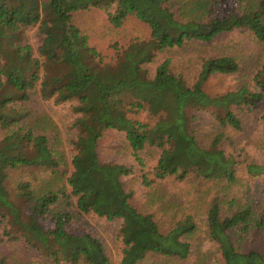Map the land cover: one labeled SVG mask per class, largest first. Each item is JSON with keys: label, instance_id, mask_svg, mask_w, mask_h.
Here are the masks:
<instances>
[{"label": "trees", "instance_id": "trees-1", "mask_svg": "<svg viewBox=\"0 0 264 264\" xmlns=\"http://www.w3.org/2000/svg\"><path fill=\"white\" fill-rule=\"evenodd\" d=\"M91 10L114 29L136 19L149 36L128 42L108 64L80 17ZM231 31L253 36L260 61L244 84L211 92L214 75L241 69L237 56L212 46ZM188 43L209 49L191 70L169 57L156 61ZM33 93L69 104V157L56 124L29 107ZM263 101L264 0H0V264H111L102 239L68 228L72 212L62 205L118 224L119 264H182L202 225L217 245L212 264H264V190L258 198L234 190L241 171L264 179V159L241 160L224 130H240L239 111ZM140 112L152 122L138 120ZM199 112L217 125L207 138L194 126ZM105 130L123 132L153 178L191 180L199 203L159 211L137 202L122 180L133 166L99 156ZM142 180L153 181L145 172Z\"/></svg>", "mask_w": 264, "mask_h": 264}, {"label": "rangeland", "instance_id": "rangeland-1", "mask_svg": "<svg viewBox=\"0 0 264 264\" xmlns=\"http://www.w3.org/2000/svg\"><path fill=\"white\" fill-rule=\"evenodd\" d=\"M80 17L85 18L90 26L91 43L96 45L97 49L103 55L104 61L108 64H114L121 49L133 40H146L149 36V27L136 19L127 20L119 29L111 28L105 20L104 12L91 10ZM30 42L35 46L36 41L33 35V30L29 32ZM213 49L217 52L233 54L238 57L241 64V69L230 75H214L209 80V89L211 92L223 91L229 86H239L244 84L253 70L257 67L260 61V53L262 46L255 41L253 36L248 32L231 31L222 34L212 44ZM209 51L205 45L199 43H188L185 48H174L164 54L159 55L158 60L164 57H169L172 64L177 67H184L186 70H191L192 65L199 54ZM192 62V63H191ZM28 102L29 107L33 112L44 115L46 122L56 124L59 134L61 135V148L66 157H69L71 149L68 145V140L72 137L73 129L71 127V110L69 104H58L51 100H43L38 93H33ZM264 111V101L262 105L250 110L239 111L241 121V129L235 130L232 128L224 129L232 139V149L240 152L241 160H262L264 159V125L261 121V114ZM140 121L152 122V119L145 112H140L137 116ZM195 129L203 138L209 137L216 129L217 125L213 122L211 115L207 112H199ZM124 133L115 130H105L98 143V152L102 160H111L123 162L127 165H132L131 172L122 177L126 187L134 191V196L137 202H150L151 208H157L159 211H164L166 206L184 205L185 209H193L201 200L195 194L196 186L189 180H181L177 178L155 179L151 173H148L147 167H142L135 157L126 149ZM147 151L140 156L146 157ZM152 153V152H151ZM154 153V151H153ZM153 164V163H152ZM145 172L147 178L153 180L149 185H146L142 180V174ZM190 181V182H189ZM198 190L204 191L203 185H198ZM248 187V188H247ZM247 188V189H246ZM235 193L239 195H254L258 198L259 193L264 190V179H250L243 171L239 174V183L236 184ZM234 192V191H233ZM253 199L250 201H257ZM63 210L72 212L69 222V229L74 231L89 230L96 234L107 247L111 264H119L121 241L116 234L118 224L109 222L104 218H99L92 215H79L73 207L66 205L60 206ZM189 211V210H188ZM197 215L202 213L201 207L198 205ZM179 215V214H178ZM202 232L193 235L195 248L189 260L182 264H212L215 262L219 253L217 245L209 242L204 235V226ZM175 263L174 260H169L163 264ZM181 264V263H180Z\"/></svg>", "mask_w": 264, "mask_h": 264}]
</instances>
